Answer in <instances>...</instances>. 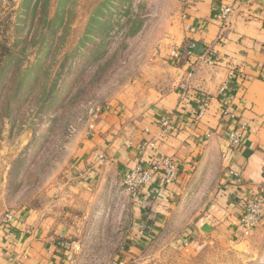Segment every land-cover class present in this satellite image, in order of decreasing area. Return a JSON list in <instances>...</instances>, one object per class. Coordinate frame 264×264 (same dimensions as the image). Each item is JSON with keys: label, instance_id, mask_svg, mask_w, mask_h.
Instances as JSON below:
<instances>
[{"label": "crops", "instance_id": "obj_1", "mask_svg": "<svg viewBox=\"0 0 264 264\" xmlns=\"http://www.w3.org/2000/svg\"><path fill=\"white\" fill-rule=\"evenodd\" d=\"M223 6L232 7L225 25ZM181 28L177 49L155 55L165 74L100 109L60 191L12 211L0 264H70L63 242L99 244L105 231L119 235L114 264H160L159 245L189 250L202 237L229 241L242 231L240 200L264 194V0H185ZM156 157L175 162V180L165 185L160 173L131 197L121 180Z\"/></svg>", "mask_w": 264, "mask_h": 264}, {"label": "rangeland", "instance_id": "obj_2", "mask_svg": "<svg viewBox=\"0 0 264 264\" xmlns=\"http://www.w3.org/2000/svg\"><path fill=\"white\" fill-rule=\"evenodd\" d=\"M184 3L0 0V213L59 192L100 109L165 74L155 55L177 49ZM103 236L78 243L74 264H114L119 235ZM152 250L160 264H264V212L229 241L205 236L193 249Z\"/></svg>", "mask_w": 264, "mask_h": 264}, {"label": "built area", "instance_id": "obj_3", "mask_svg": "<svg viewBox=\"0 0 264 264\" xmlns=\"http://www.w3.org/2000/svg\"><path fill=\"white\" fill-rule=\"evenodd\" d=\"M252 0H235L236 3L240 2H250ZM232 12V7L223 6L219 10V18L223 25L227 22V17ZM193 49V45L187 47V50L190 52ZM188 52V53H189ZM171 56H176L175 51H172ZM208 55L203 61L211 66L214 65V59ZM107 108V107H106ZM203 108L201 107L198 113V116L203 115ZM223 115H227V110H224ZM96 116V115H95ZM167 121L163 125H167ZM89 128L92 129L93 125H89ZM244 131L243 126H239L231 130L228 134V141L230 146H235L240 142L241 133ZM162 174L163 183L169 185L173 183L177 174V167L175 162L169 157H156L153 158L150 162V165L144 169L141 166H136L133 168L127 175L121 180V185L124 187L125 191L131 197H135L139 194V191L142 187L152 183V181L159 175ZM232 175L234 177L238 176V173L233 171ZM241 207V213L239 215V226L241 230L245 233L250 232L256 228L260 222L263 212H264V194H257L253 197H246L240 200L239 203ZM14 214L12 211H5L0 214V233L5 231H10L12 228V223L14 221ZM62 248L69 252L74 253L79 248V244L75 242H63L61 244ZM70 264H74L73 258L70 259Z\"/></svg>", "mask_w": 264, "mask_h": 264}, {"label": "trees", "instance_id": "obj_4", "mask_svg": "<svg viewBox=\"0 0 264 264\" xmlns=\"http://www.w3.org/2000/svg\"><path fill=\"white\" fill-rule=\"evenodd\" d=\"M0 50H3V49H5V47L4 46H2L1 44H0Z\"/></svg>", "mask_w": 264, "mask_h": 264}]
</instances>
